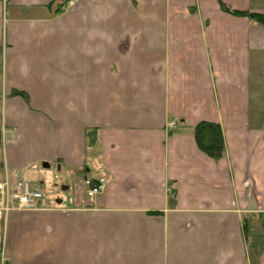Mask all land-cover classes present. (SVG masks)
I'll return each mask as SVG.
<instances>
[{"label":"crops","instance_id":"0c3cea01","mask_svg":"<svg viewBox=\"0 0 264 264\" xmlns=\"http://www.w3.org/2000/svg\"><path fill=\"white\" fill-rule=\"evenodd\" d=\"M57 1L0 0V179L63 190L0 219V258L264 264V26L219 0ZM86 177L106 179L93 200Z\"/></svg>","mask_w":264,"mask_h":264},{"label":"built area","instance_id":"2783aa9c","mask_svg":"<svg viewBox=\"0 0 264 264\" xmlns=\"http://www.w3.org/2000/svg\"><path fill=\"white\" fill-rule=\"evenodd\" d=\"M172 126L176 123L172 122ZM58 174L53 179H41L39 184L33 185L28 179L17 175L14 171L6 170L4 178L0 179V219H5L12 210L31 209L40 207V203L55 201L51 194ZM85 193L89 200H93L106 184L105 177H86ZM0 264H11L4 253L1 254Z\"/></svg>","mask_w":264,"mask_h":264},{"label":"trees","instance_id":"16d2710c","mask_svg":"<svg viewBox=\"0 0 264 264\" xmlns=\"http://www.w3.org/2000/svg\"><path fill=\"white\" fill-rule=\"evenodd\" d=\"M68 2L69 0H58L57 2H55L54 11L58 12L63 10L68 4ZM219 2L223 10L237 15H247L264 26V14L239 9H231L224 3L223 0H219ZM49 6L51 7L52 5L50 4ZM93 133V130L88 131V135L90 136V142L92 143L94 141V137H91L93 136ZM195 137L198 142V145L212 156L220 157L223 154L224 138L221 126L218 123L206 120L200 121L195 126Z\"/></svg>","mask_w":264,"mask_h":264},{"label":"rangeland","instance_id":"374dc122","mask_svg":"<svg viewBox=\"0 0 264 264\" xmlns=\"http://www.w3.org/2000/svg\"><path fill=\"white\" fill-rule=\"evenodd\" d=\"M257 116V117H256ZM256 116L254 117L255 119H257V120H259V119H264V107H261V109L259 110V111H257L256 112ZM50 169H53V170H56V164H52L51 165V167H50ZM60 182V181H59ZM66 182V181H65ZM67 186V185H66ZM54 190H57L58 192H60V193H63V190L61 189V187H60V189H58L57 187H56V189H54ZM54 190H53V192H54ZM263 226V224L260 226V227H262ZM263 230V229H262ZM261 231V230H260ZM262 233H264V230L263 231H261V233L260 234H262ZM263 236H264V234H263ZM250 240H251V236H250ZM262 241V240H261ZM263 242V241H262Z\"/></svg>","mask_w":264,"mask_h":264},{"label":"water","instance_id":"95a60500","mask_svg":"<svg viewBox=\"0 0 264 264\" xmlns=\"http://www.w3.org/2000/svg\"><path fill=\"white\" fill-rule=\"evenodd\" d=\"M0 142H1V134H0ZM43 166H44V167H49V163H48V162H44V163H43ZM63 188H66V187H63ZM61 201H62V199H60V198L57 199V202L60 203Z\"/></svg>","mask_w":264,"mask_h":264}]
</instances>
